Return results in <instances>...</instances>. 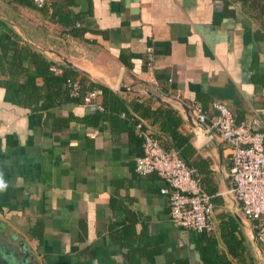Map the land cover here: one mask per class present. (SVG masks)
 I'll use <instances>...</instances> for the list:
<instances>
[{"label":"crops","instance_id":"obj_1","mask_svg":"<svg viewBox=\"0 0 264 264\" xmlns=\"http://www.w3.org/2000/svg\"><path fill=\"white\" fill-rule=\"evenodd\" d=\"M69 1L0 0V37L12 30L18 47L41 53L54 73L67 59L87 84L140 110L175 111L178 130L206 162L199 184L211 195L215 229L174 224L164 180L136 172L135 120L171 147L159 118L138 111L127 118L105 108L101 92L102 109L61 92L38 110L41 100L27 105L15 91L35 73L30 56L8 69L11 54L0 51V264H264V244L221 194L230 185L228 145L197 135L175 109L195 102L217 115L214 103H222L236 121L264 119V0ZM54 10L72 22H58ZM34 81L45 90L42 76Z\"/></svg>","mask_w":264,"mask_h":264},{"label":"built area","instance_id":"obj_2","mask_svg":"<svg viewBox=\"0 0 264 264\" xmlns=\"http://www.w3.org/2000/svg\"><path fill=\"white\" fill-rule=\"evenodd\" d=\"M41 7L44 0H33ZM147 65L153 67L154 49H146ZM52 70H57L54 65ZM69 95L78 97L85 105L102 106L96 101L97 89H84L78 76L66 79ZM191 114L205 123L210 136L220 137L230 150V185L221 192L229 205L239 210L251 223L254 238L264 244V119L255 114L250 119L236 121L232 111L222 103H214L217 115H211L192 102ZM142 138V155L135 160V170L140 175L157 173L165 182L161 193L169 204L171 221L185 229L211 232L215 229L212 217L211 195L205 193L194 175L195 169L186 163L176 150H167L151 133L137 123Z\"/></svg>","mask_w":264,"mask_h":264},{"label":"trees","instance_id":"obj_3","mask_svg":"<svg viewBox=\"0 0 264 264\" xmlns=\"http://www.w3.org/2000/svg\"><path fill=\"white\" fill-rule=\"evenodd\" d=\"M25 2L26 4L33 3V0H21ZM68 2H72L69 0H66ZM242 2H245V0H241ZM45 3V2H44ZM44 4L42 5V7ZM57 16L58 22L61 23H71L72 21H69L68 19H65V17L61 16L60 13L54 10L53 17ZM74 33L82 34L85 32V29L83 28H77L73 31ZM0 51H2L3 55L5 56L7 53L11 54V63L8 65V69H15L17 68L16 62H20L23 58H26L29 55L33 63L35 64V73L29 74L28 79L25 84L20 85L16 91V93H19L22 95L23 101L27 105H35L39 102V100L42 101V104H40L37 109L43 110L47 108L53 102L56 97L61 93H65L66 98L70 100H74L79 102L81 101L78 97H72L69 95L68 88L66 86V79L70 76H77L80 74L78 71L74 69H70L68 67H61L62 73L56 74L51 69V66L53 65L51 61L47 60L45 56H43L41 53L29 51L26 48H20L17 44V36L12 30H7L6 32L1 34L0 37ZM56 67V66H55ZM36 76H42L45 80V86L44 91L40 92V87H38L35 84V77ZM80 80L84 84V89H97L99 93L102 94V102L105 108H108L110 110H114L117 113H120L121 111L124 112L125 116L127 118H131L134 112H140L139 114L143 117H153L155 119H160V132L162 134H165L169 137L171 141V147H165L167 150H176L178 151L179 156L190 166H192L195 169V175L197 179L200 181L199 173L206 172V162L202 159H197L196 157V149L192 145L190 141V137L186 134H183L178 130V127L180 125L181 119L180 116L171 109H166L164 114H160V112L156 110H152L147 107H143V110L141 109V105L138 103L128 104L124 99H122L118 93L113 92L108 87L94 82L86 83L87 77L86 75L81 74ZM130 106L129 111L128 106ZM36 110V109H35ZM135 116V115H134ZM138 121H134V124H137ZM141 144H142V138ZM143 153V150H142ZM142 153L140 155H142ZM139 155V156H140ZM203 190V189H202ZM204 191V190H203ZM205 193L209 194L207 191H204ZM210 195V194H209ZM233 226V225H232ZM214 243V242H211Z\"/></svg>","mask_w":264,"mask_h":264},{"label":"water","instance_id":"obj_4","mask_svg":"<svg viewBox=\"0 0 264 264\" xmlns=\"http://www.w3.org/2000/svg\"><path fill=\"white\" fill-rule=\"evenodd\" d=\"M64 63L66 64V66L74 68L84 74H86V72L80 68H78L77 66H75L74 64H72L71 62H69L67 59L63 60ZM121 91H125L127 90V87H120L119 88ZM151 96H153L155 99H157L159 102L165 103L167 106L173 107L171 104L167 103L164 99H162L160 96L158 97L157 95H154L153 93L148 92ZM162 94V93H161ZM164 95V94H162ZM166 96V95H164ZM168 96V95H167ZM169 97V96H168ZM177 109L184 117V119L187 121V123L190 125V127L194 130L195 133H197V135H201L204 131H206L207 133H210V130L208 128V126L205 123H202L200 121H198L190 112V107L185 105V104H181V110Z\"/></svg>","mask_w":264,"mask_h":264},{"label":"clouds","instance_id":"obj_5","mask_svg":"<svg viewBox=\"0 0 264 264\" xmlns=\"http://www.w3.org/2000/svg\"><path fill=\"white\" fill-rule=\"evenodd\" d=\"M0 187H3V185H2V184H0Z\"/></svg>","mask_w":264,"mask_h":264}]
</instances>
